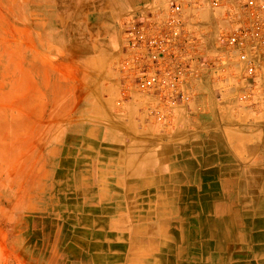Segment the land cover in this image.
I'll use <instances>...</instances> for the list:
<instances>
[{"label": "rangeland", "instance_id": "obj_1", "mask_svg": "<svg viewBox=\"0 0 264 264\" xmlns=\"http://www.w3.org/2000/svg\"><path fill=\"white\" fill-rule=\"evenodd\" d=\"M165 1L0 0V264L115 263L110 224L92 221L109 217L94 204L110 151L83 138V102L118 89L122 23Z\"/></svg>", "mask_w": 264, "mask_h": 264}, {"label": "crops", "instance_id": "obj_2", "mask_svg": "<svg viewBox=\"0 0 264 264\" xmlns=\"http://www.w3.org/2000/svg\"><path fill=\"white\" fill-rule=\"evenodd\" d=\"M231 92L217 98L204 77L163 123L141 96L115 106L117 86L85 97L83 138L110 151L94 204L109 217L92 221L110 224L114 264H264V97L242 105Z\"/></svg>", "mask_w": 264, "mask_h": 264}, {"label": "built area", "instance_id": "obj_3", "mask_svg": "<svg viewBox=\"0 0 264 264\" xmlns=\"http://www.w3.org/2000/svg\"><path fill=\"white\" fill-rule=\"evenodd\" d=\"M120 33L117 101L143 93L157 121L189 105L204 77L217 98L232 88L238 104L264 97V0H167L124 21Z\"/></svg>", "mask_w": 264, "mask_h": 264}, {"label": "bare ground", "instance_id": "obj_4", "mask_svg": "<svg viewBox=\"0 0 264 264\" xmlns=\"http://www.w3.org/2000/svg\"><path fill=\"white\" fill-rule=\"evenodd\" d=\"M148 104H149V103H148ZM126 129H127V127H126ZM129 129H130V128H129ZM109 136H110V135H109ZM111 137H112V136H111ZM109 138H110V137H109ZM123 138H124V137H123ZM126 139H127V138H126ZM114 140H115V139H114ZM119 140H120V139H119ZM123 140H124V139H123ZM123 145H124V144H123ZM165 153H166V152H165ZM157 154H158V153H157ZM157 154H156V155H157ZM157 162H158V161H157ZM160 163H162V162H160ZM121 164H122V163H121ZM156 166H157V165H156ZM123 168H124V167H123ZM149 171H150V170H149ZM152 172H154V171H152ZM123 173H124V171H123ZM126 175H127V174H126ZM125 177H126V176H125ZM125 177H124V178H125ZM134 177H135V176H134ZM134 181H135V180H134ZM134 181H133V182H134ZM129 182H130V181H129ZM127 183H128V182H127ZM245 183H246V182H245ZM244 185H245V184H244ZM189 187H190V186H189ZM210 191H211V190H210ZM191 192H192V190H191ZM207 192H208V191H207ZM197 194H198V193H197ZM191 196H192V195H191ZM170 207H171V206H170ZM208 207H209V206H208ZM168 208H169V207H168ZM157 228H158V227H157ZM167 234H168V233H167ZM167 237H168V236H167ZM169 241H170V240H169ZM132 245H133V244H132ZM158 264H159V263H158Z\"/></svg>", "mask_w": 264, "mask_h": 264}]
</instances>
